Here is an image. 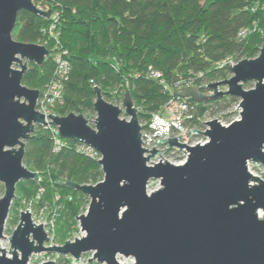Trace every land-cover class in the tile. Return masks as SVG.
Returning a JSON list of instances; mask_svg holds the SVG:
<instances>
[{"label": "water", "instance_id": "water-1", "mask_svg": "<svg viewBox=\"0 0 264 264\" xmlns=\"http://www.w3.org/2000/svg\"><path fill=\"white\" fill-rule=\"evenodd\" d=\"M20 12L50 16V10L41 11L33 0H0V183L4 187L0 241L5 239L16 186L40 180L37 172L23 165L25 143L36 127H55L58 139L93 148L101 156L103 180L96 185L57 183L89 199L85 213L76 218L82 237L46 248L44 226L36 225L26 210L8 238L10 257L0 247V264H28L30 257L43 252L69 256L72 264L90 253L92 259L87 261L97 264H121L118 258L132 259L134 264H264V182L246 167L247 162L264 166V39L256 58L226 64L231 77L206 85L204 90L212 91L211 96L195 88L174 91L199 104L236 98L240 119L228 127L216 120L203 123L209 128L205 133L190 130L208 138L204 146L188 147L178 143L181 135H169L171 139L158 143L186 149V162L149 167V158L159 151L142 148L138 110L128 92L119 108L94 88V127L83 115L73 113L48 115L47 123L36 110L41 92L23 86L22 78L28 63L41 67L50 52L42 45L13 39ZM252 82L254 87L245 90ZM220 87L227 90L219 91ZM122 114L129 120L121 119ZM146 152L151 155L145 157ZM153 180L160 181L161 189L148 195L147 185Z\"/></svg>", "mask_w": 264, "mask_h": 264}, {"label": "trees", "instance_id": "trees-1", "mask_svg": "<svg viewBox=\"0 0 264 264\" xmlns=\"http://www.w3.org/2000/svg\"><path fill=\"white\" fill-rule=\"evenodd\" d=\"M48 5L60 16L55 37L45 32L49 18L28 12L18 14L12 37L64 53L70 70L54 106L60 117L73 113L88 120L94 114L97 87L111 103H120L128 92L139 123L147 122L174 97L172 89L180 80L200 73L206 82L225 80L231 74L218 63L229 57L256 58L264 39V0H54ZM242 30L247 35L240 40ZM55 67L52 55L41 67L29 63L22 85L42 92L54 80ZM149 68L162 74V84L147 78ZM235 101L225 97L197 108L203 113L211 105L224 109ZM62 143L54 153L50 129L35 128L25 143L23 165L40 180L20 182L16 190L23 185L19 191L28 201L42 187L43 203L56 211V226L62 223L64 238L89 199L57 183L96 185L103 173L98 161L76 152L77 143Z\"/></svg>", "mask_w": 264, "mask_h": 264}, {"label": "built area", "instance_id": "built-area-1", "mask_svg": "<svg viewBox=\"0 0 264 264\" xmlns=\"http://www.w3.org/2000/svg\"><path fill=\"white\" fill-rule=\"evenodd\" d=\"M33 3L37 8H39L43 12H48V10H50V16H49L50 23L45 32L50 37H55L56 30L60 22V16L56 10V7L55 8L48 7L49 6L48 4H52V5L54 4V0H33ZM246 35H247V31L242 30L239 33L238 38L240 40H243L246 37ZM50 55L53 56V61L55 62V66H56L54 71V80H52L46 86V88L41 92V96L37 102V107H36V110L40 114L45 116L47 123H49L48 115H55L54 106L62 98L64 82L67 80V76L70 70V64L66 60V58H64L63 52H53L50 53ZM238 62L239 61H236L233 57H229L223 60L222 62L218 63L217 66L219 68H223V67L225 68L226 64H230L234 66ZM147 78L155 80L161 84L164 82L162 80V74L152 68L148 69ZM202 78H203V74L200 73L194 78H190L186 81L180 80L175 85L174 89H172L173 91L172 94L174 97L170 98L157 112L151 114L150 119L147 122L139 123L141 126L140 134H141L142 148L147 151H152V148H154V150L156 151H159V155L156 154L153 155L152 158L151 157L149 158V161L147 162V166L153 167L154 165L165 162L170 163L174 166H182L186 162L189 156V152H187L186 149H180L178 147L169 148L168 145H160V143H158L160 140L165 139L166 141H168L169 139H171L170 136L177 138L178 136L181 135V138L177 139L179 144H184L185 146L188 147H195L196 145L204 146L206 143H208V138L203 134L191 133L190 130L197 131L200 133H205L206 130H208L209 128L206 124L203 123L216 120L221 126L228 127L232 123L240 119L241 109L239 107L240 100L238 99H236V101L233 104H230L228 106L229 110L231 109L230 116H232V119L225 120L219 117L216 118L207 117L211 112L217 111L218 106L211 105V107L206 108L203 113H199L197 108V105H199V103L192 102L188 98H180L174 94V91L179 92L180 91L179 89L182 90L184 88H195L201 94L206 96H211L213 92L206 91L204 90V88L209 83H216L219 81L206 82L203 81ZM226 90L227 89L225 87L219 88V91H226ZM121 103L122 101L120 102V104ZM202 105L207 106L209 105V102L203 103ZM93 121L94 118L90 120L92 124ZM46 129H50L53 135L54 153L59 152L64 144L62 143L63 140L58 139V137L55 134L57 132V128L47 126ZM75 150L77 153L84 155L90 159L96 161H99L101 159V156L88 145L77 143ZM175 152L180 153V158L176 161H171L170 157ZM148 155H151V153L146 152L144 154L145 157H148ZM246 167L250 175H252L253 177H257L259 180L264 182V166L254 162H247ZM152 183L157 184L155 188L151 187ZM250 184L254 185L255 183H250ZM160 189H161V185L159 180L150 181L147 185L148 195ZM43 195H44V189L42 187H39L32 196V198L26 201V205L28 208L27 210L31 215V218L33 219L32 221H34L36 225H40V224H38L35 221L36 215H33V212H35V214L39 213L42 216V218H45L46 222L45 225L43 226H44V230L46 231L45 227H49V226L53 227L54 224L56 225V214H55L56 211L51 210L49 205L43 203ZM58 200L59 198L55 197V201ZM46 233L48 232L46 231ZM92 256H93L92 253H90V255H84L81 258L80 262L85 260L86 264H97L94 261L92 262L87 261L88 259L89 260L92 259ZM127 260L131 261V264H134L132 259H127ZM118 261H120L119 258Z\"/></svg>", "mask_w": 264, "mask_h": 264}, {"label": "rangeland", "instance_id": "rangeland-1", "mask_svg": "<svg viewBox=\"0 0 264 264\" xmlns=\"http://www.w3.org/2000/svg\"><path fill=\"white\" fill-rule=\"evenodd\" d=\"M22 64H26V61H22ZM29 64V63H28ZM27 64V67H28ZM15 69H18V66H14ZM229 79V78H227ZM223 81V80H222ZM220 82V81H219ZM254 87V83H250L248 84L244 89L245 90H249L252 89ZM124 97V94H123ZM122 97V99H123ZM108 102V101H107ZM116 107L121 108V104L119 103V101H114L113 103L108 102ZM234 102L230 103L233 104ZM230 104H226V106H229ZM224 106V105H222ZM231 110V109H230ZM229 110L228 107H225L224 109H220L218 108L217 111L211 112L209 114L210 118H222L225 120H230L232 119L231 115V111ZM56 115V114H55ZM95 116V114L92 115V118ZM92 118H89L88 120H91ZM121 119H125L126 121L129 120V118L125 117L123 114L120 116ZM145 122V121H144ZM143 123V122H142ZM89 125L91 127H94L93 124L90 122ZM180 158V153H173L170 157L171 161H176ZM23 183V182H22ZM19 185V184H18ZM156 183H152V188L156 187ZM23 187V185L19 186V190ZM18 190H15V198L12 202L11 208H10V212H9V216L8 219L4 225V231H3V236L5 237V239L0 241V246L2 245L4 247L5 250V255L6 256H10V244H9V240L8 238L11 237L13 231L15 230V228L17 227L18 223H19V214L21 212L26 211L27 205H26V201L24 200L25 198L22 197V192H20ZM4 194V187L3 185L0 183V198L3 196ZM87 210V209H86ZM85 210V211H86ZM85 211L83 213H81L80 215L84 214ZM33 215L35 216V221L38 224H42L45 225V218H42V216L39 213L33 212ZM79 215V216H80ZM78 217V216H77ZM33 220V219H32ZM34 222V221H33ZM61 226L62 223L58 226H56L55 224L53 225V227H45L48 236L49 241L47 243L44 244V246L46 248H50V247H59V246H63L65 244L66 241H73L76 238H79L83 235L82 231L80 230L79 227V222L77 221V219H75L74 224L71 226L70 231L66 234L65 233V237L64 236V232L63 230H61ZM65 239V240H64ZM90 255V254H87ZM119 262L120 263H124V264H131V261L124 259V258H119ZM45 262H53L54 264H72V258L69 256H59L56 253H49V252H43L37 255H33L32 257H30L28 264H43ZM79 264H86V261H81Z\"/></svg>", "mask_w": 264, "mask_h": 264}, {"label": "bare ground", "instance_id": "bare-ground-1", "mask_svg": "<svg viewBox=\"0 0 264 264\" xmlns=\"http://www.w3.org/2000/svg\"><path fill=\"white\" fill-rule=\"evenodd\" d=\"M0 247H1L2 250L4 249V247L2 245ZM3 251H5V250H3ZM122 264H124V263H122Z\"/></svg>", "mask_w": 264, "mask_h": 264}]
</instances>
